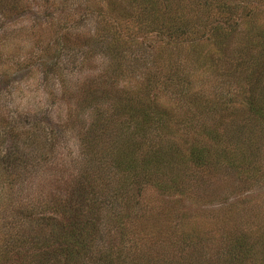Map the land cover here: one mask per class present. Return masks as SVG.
Returning a JSON list of instances; mask_svg holds the SVG:
<instances>
[{
	"label": "trees",
	"instance_id": "1",
	"mask_svg": "<svg viewBox=\"0 0 264 264\" xmlns=\"http://www.w3.org/2000/svg\"><path fill=\"white\" fill-rule=\"evenodd\" d=\"M127 1L144 31L160 37L162 51H167L165 56L162 53L160 59L153 60L148 56L150 47H144L147 51L135 58L129 51L132 44L126 46L119 35L99 27V32L87 33L81 44L73 45L67 40V47H72L68 60L74 65L66 75L75 77L70 86L77 98L73 107L76 115L59 119V125L50 124V114L40 119L24 106L18 107L22 112L18 110L16 115L9 114L11 111L0 115V186L6 181L8 186L12 184L4 177H19L17 171L22 169L20 175L27 173L32 187L31 177L47 163L46 185H57L42 188L45 184L41 182L33 188L39 209L36 225H18L20 233L12 234L5 244L0 242V264H76L99 248L95 233L99 217L109 216V212L117 217L121 202L126 203L141 188L183 195L190 174H184L187 166L212 168L214 161L239 171L249 164L242 152L221 145L223 134L218 127L228 117H232L231 125L236 121L222 105L218 124L209 127L202 119L212 108H207L202 98H185V104L168 107L156 100L154 91L157 85L165 89L182 85V93L189 91V86H183L185 82L190 85L187 73L169 53L185 57L205 72L220 68L226 80L242 88L241 101L251 125L264 128V32L256 34L253 54L232 57L228 50L232 33L225 32L223 25L233 21L235 14L226 0ZM11 9L4 6L6 11ZM2 12L0 21L4 20ZM163 57L165 64H161ZM47 68L45 72H51V65ZM136 69L142 70L139 85L121 86L116 91L108 87V79L118 80L116 73L124 78L127 74L134 76ZM66 71L57 77L63 79ZM198 111L199 115H195ZM67 125L76 129L82 172L64 179L63 166L51 162V158L66 138L63 129ZM185 129H190L191 135ZM108 200L112 209L105 204ZM104 209L107 211L102 213ZM107 247L98 256L103 264H126L119 244ZM234 250L224 264H264V236L254 241L238 239Z\"/></svg>",
	"mask_w": 264,
	"mask_h": 264
},
{
	"label": "rangeland",
	"instance_id": "2",
	"mask_svg": "<svg viewBox=\"0 0 264 264\" xmlns=\"http://www.w3.org/2000/svg\"><path fill=\"white\" fill-rule=\"evenodd\" d=\"M228 2L235 14L233 21L223 25L225 32L232 33L228 50L232 57L253 54L257 47L256 34L264 32V0H226ZM4 6L12 8L11 11L4 10ZM171 6L174 8L173 3ZM74 9L77 11L73 12ZM0 11L4 14L0 26L9 27L0 29V115H8L9 111L16 115L22 112L18 107L24 106L29 114L34 112L31 115L40 119L50 114V124L58 125L59 119L76 115L73 107L77 98L70 86L75 77L66 75L69 72L66 70L74 65L68 60L72 47H67V40L73 45L81 44L87 33L99 32L101 27L119 35L126 46L132 44L129 51L135 58L141 57L138 53L147 51L144 47H150L148 56L153 60L160 59L163 53L160 37L144 31V25L138 24V16L127 0H79V3L75 0H0ZM169 54L174 61L179 60L180 69L187 73L190 85L185 82L183 86H189V91L182 93V85L168 86V89L157 85L156 100L161 105L178 107L186 103L185 98L189 101L202 98L203 104L212 108L208 117L202 119L209 127L218 124V115H223L222 105L224 112L234 115L236 121L231 125L232 117H228L226 123L218 127L223 134L221 145L242 152L249 164L239 171L214 161H211L212 168L187 166L184 174H190L183 195L152 187L141 188L134 197L116 207L117 217L113 212L99 217L95 229L99 248L92 250L94 253L88 252L76 264H103L99 253H105L107 246L115 248L118 244L126 264H224L235 251L234 242L238 239L254 241L264 236V128L256 129L251 125L241 101L242 88L226 80L220 68L205 72L185 57ZM123 56L127 63L129 60ZM165 59H161V64H165ZM49 65L51 72H45ZM64 71L65 77L58 78ZM115 76L118 80L112 77L106 82L113 91L121 90V86L139 85L142 70L136 69L134 76L127 74L123 78L117 73ZM195 115H199V111ZM192 123L198 125L194 120ZM67 126L63 129L66 138L51 158V162L63 166L64 179L82 172L76 129ZM185 130L191 135L190 129ZM45 166L31 177L32 187L27 173L20 175L22 169L17 171L19 177H4L14 182L9 180L12 184L8 186L6 181V185L0 186L1 243L5 244L12 234L20 233L18 225H36L35 214L39 209L33 188L41 182L45 184L42 188L57 187L46 185L45 174L49 169ZM243 170L248 173L243 174ZM108 196L109 193L102 198ZM109 200L105 204L110 208Z\"/></svg>",
	"mask_w": 264,
	"mask_h": 264
}]
</instances>
